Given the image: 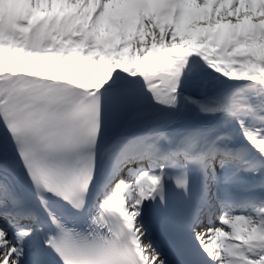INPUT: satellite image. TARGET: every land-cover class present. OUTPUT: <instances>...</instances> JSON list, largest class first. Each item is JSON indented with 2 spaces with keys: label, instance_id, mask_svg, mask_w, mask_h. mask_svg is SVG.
<instances>
[{
  "label": "snow or ice",
  "instance_id": "6c2138e0",
  "mask_svg": "<svg viewBox=\"0 0 264 264\" xmlns=\"http://www.w3.org/2000/svg\"><path fill=\"white\" fill-rule=\"evenodd\" d=\"M0 264H264V0H0Z\"/></svg>",
  "mask_w": 264,
  "mask_h": 264
}]
</instances>
